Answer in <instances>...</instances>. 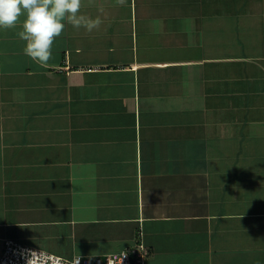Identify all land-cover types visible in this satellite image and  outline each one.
Segmentation results:
<instances>
[{
    "label": "crops",
    "instance_id": "crops-1",
    "mask_svg": "<svg viewBox=\"0 0 264 264\" xmlns=\"http://www.w3.org/2000/svg\"><path fill=\"white\" fill-rule=\"evenodd\" d=\"M53 57L0 29V239L146 264H264V0H82Z\"/></svg>",
    "mask_w": 264,
    "mask_h": 264
},
{
    "label": "clouds",
    "instance_id": "clouds-1",
    "mask_svg": "<svg viewBox=\"0 0 264 264\" xmlns=\"http://www.w3.org/2000/svg\"><path fill=\"white\" fill-rule=\"evenodd\" d=\"M82 0H0V29L13 28L22 21L18 37L26 42L23 52L33 61L45 65L52 59V46L65 28V22L86 31L99 27V17L90 19L80 10ZM26 264H45L46 254L31 250L21 253ZM124 257L121 258V264ZM77 255L71 264H80Z\"/></svg>",
    "mask_w": 264,
    "mask_h": 264
},
{
    "label": "built area",
    "instance_id": "built-area-1",
    "mask_svg": "<svg viewBox=\"0 0 264 264\" xmlns=\"http://www.w3.org/2000/svg\"><path fill=\"white\" fill-rule=\"evenodd\" d=\"M27 250L41 252L46 254L45 264H71L73 259H66L55 254L36 249L29 245L13 240L0 239V264H26V259L21 253ZM148 250L143 243L135 245L119 254L103 258H85L81 257L80 264H146L148 259Z\"/></svg>",
    "mask_w": 264,
    "mask_h": 264
}]
</instances>
